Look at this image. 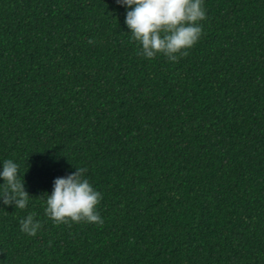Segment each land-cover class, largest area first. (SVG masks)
<instances>
[{
	"label": "trees",
	"instance_id": "1",
	"mask_svg": "<svg viewBox=\"0 0 264 264\" xmlns=\"http://www.w3.org/2000/svg\"><path fill=\"white\" fill-rule=\"evenodd\" d=\"M204 7L171 62L138 55L116 0H0V171L30 194L0 202V264H264V0ZM75 166L102 225L45 213Z\"/></svg>",
	"mask_w": 264,
	"mask_h": 264
},
{
	"label": "clouds",
	"instance_id": "2",
	"mask_svg": "<svg viewBox=\"0 0 264 264\" xmlns=\"http://www.w3.org/2000/svg\"><path fill=\"white\" fill-rule=\"evenodd\" d=\"M126 6L125 23L132 39L141 46L138 55L154 59L165 56L171 62H178L188 55L202 35L200 21L207 19L204 0H116ZM89 43H94L91 39ZM76 167V166H75ZM65 177H57L53 191L47 194L46 215L57 225L71 223H104L97 211L102 194L95 190L84 174L85 167ZM0 177V202L15 205L16 209L28 206L30 194L25 181L19 178V166L11 159L3 161ZM35 213L21 220V231L36 235L41 224L34 219Z\"/></svg>",
	"mask_w": 264,
	"mask_h": 264
}]
</instances>
